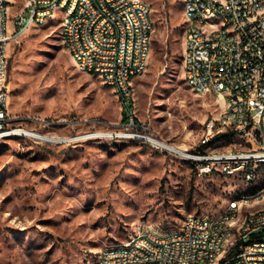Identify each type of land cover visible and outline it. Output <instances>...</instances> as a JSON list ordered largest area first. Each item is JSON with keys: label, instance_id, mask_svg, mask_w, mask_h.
<instances>
[{"label": "rangeland", "instance_id": "rangeland-1", "mask_svg": "<svg viewBox=\"0 0 264 264\" xmlns=\"http://www.w3.org/2000/svg\"><path fill=\"white\" fill-rule=\"evenodd\" d=\"M27 1L13 0L10 13ZM145 1L152 49L134 80L129 116L168 143L201 150L219 107L185 82L184 2ZM8 88L12 127L61 140H0V264H89L146 229H177L189 214L217 218L248 186L240 177H199L180 156L113 135L124 131L126 105L98 76L77 69L61 42L60 11L9 43ZM96 132L112 135L83 138Z\"/></svg>", "mask_w": 264, "mask_h": 264}, {"label": "built area", "instance_id": "built-area-1", "mask_svg": "<svg viewBox=\"0 0 264 264\" xmlns=\"http://www.w3.org/2000/svg\"><path fill=\"white\" fill-rule=\"evenodd\" d=\"M183 2L185 82L198 95L213 97L219 107L205 123L202 149L180 150L146 132L132 116L124 131L113 135L141 139L180 156L199 177H240L241 187L243 182L248 186L228 199L217 218L189 214L177 229H146L102 249L89 264H221L239 241L240 251L225 264H264V0ZM10 4L0 0V140L28 136L55 142L54 135L11 126L8 45L57 11L62 45L77 69L98 76L124 102L134 97V80L146 70L152 49L154 20L148 2L28 0L14 15ZM99 135L112 134L83 138ZM228 139L235 143L224 148Z\"/></svg>", "mask_w": 264, "mask_h": 264}, {"label": "trees", "instance_id": "trees-1", "mask_svg": "<svg viewBox=\"0 0 264 264\" xmlns=\"http://www.w3.org/2000/svg\"><path fill=\"white\" fill-rule=\"evenodd\" d=\"M124 104L126 105V110L123 111V121L126 122L128 121L129 113H131L132 110V99L126 100ZM241 244V241H239L234 246H232L226 253L225 258L222 259L221 264H225L227 260H230L233 256H235L240 251Z\"/></svg>", "mask_w": 264, "mask_h": 264}, {"label": "bare ground", "instance_id": "bare-ground-1", "mask_svg": "<svg viewBox=\"0 0 264 264\" xmlns=\"http://www.w3.org/2000/svg\"><path fill=\"white\" fill-rule=\"evenodd\" d=\"M10 1L13 2V0H10ZM22 132H24V131H22ZM26 134H28V133H26ZM53 140H54V141H59V140H61V139H59L58 137H55V138H53ZM173 145H174V147H176V148H180V150H185V149H187V148L182 147V146L177 145V144H173Z\"/></svg>", "mask_w": 264, "mask_h": 264}]
</instances>
